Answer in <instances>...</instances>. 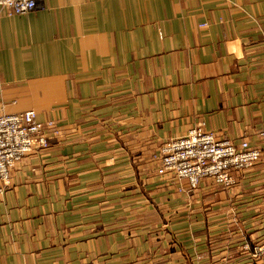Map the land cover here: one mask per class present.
Here are the masks:
<instances>
[{"label":"crops","instance_id":"crops-1","mask_svg":"<svg viewBox=\"0 0 264 264\" xmlns=\"http://www.w3.org/2000/svg\"><path fill=\"white\" fill-rule=\"evenodd\" d=\"M46 1L0 17V113L57 125L0 182V264H264V0ZM197 126L261 162L160 176Z\"/></svg>","mask_w":264,"mask_h":264},{"label":"built area","instance_id":"built-area-1","mask_svg":"<svg viewBox=\"0 0 264 264\" xmlns=\"http://www.w3.org/2000/svg\"><path fill=\"white\" fill-rule=\"evenodd\" d=\"M46 9V0H0V17L25 16ZM52 132L57 133V125L53 121H39L35 111L0 113V182L5 187L12 185L13 171L24 160L50 148ZM261 160V150L249 142L236 145L229 137H218L197 126L185 136L163 144L157 173L187 183L191 191L197 190L204 180L230 190L237 183V175L254 168Z\"/></svg>","mask_w":264,"mask_h":264}]
</instances>
